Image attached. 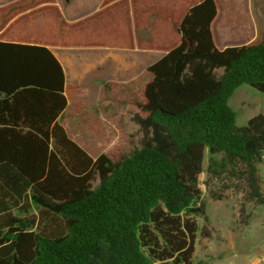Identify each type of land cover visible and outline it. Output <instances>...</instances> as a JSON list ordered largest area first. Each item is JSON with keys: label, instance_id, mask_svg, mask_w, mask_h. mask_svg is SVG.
I'll list each match as a JSON object with an SVG mask.
<instances>
[{"label": "trees", "instance_id": "obj_1", "mask_svg": "<svg viewBox=\"0 0 264 264\" xmlns=\"http://www.w3.org/2000/svg\"><path fill=\"white\" fill-rule=\"evenodd\" d=\"M34 1L53 5L0 7V264H193L213 231L198 181L205 149L206 172L230 181L219 189L242 184L246 225L245 203L264 206V115L238 126L228 99L242 83L264 93V29L256 41L218 49L214 0L170 9L162 19L173 33L163 43L170 35L173 43L156 42L164 53L147 66L132 116L141 145L114 159L92 156L67 133L74 88L49 46L134 47V34L68 24L58 11L45 42L2 39ZM117 1L102 0L100 9Z\"/></svg>", "mask_w": 264, "mask_h": 264}, {"label": "crops", "instance_id": "obj_2", "mask_svg": "<svg viewBox=\"0 0 264 264\" xmlns=\"http://www.w3.org/2000/svg\"><path fill=\"white\" fill-rule=\"evenodd\" d=\"M15 1L18 0H0V7ZM255 1L249 0V3L253 4ZM101 2L102 0H53V5L40 7L34 1L30 9L14 16V19L1 33L4 40L45 42L46 37L55 36L57 32V13L59 11L62 19L68 24L96 22L97 28H113V31L110 29L107 32L111 35L125 32L134 34V47L49 46L62 65L66 86L74 88L67 95L68 115L62 120V124L70 137L85 149V144L81 143L71 131L83 130L85 129L84 125L87 124L79 126L75 122L84 121L90 117L96 123V130L99 127L101 130L103 129L105 121L100 99H103L104 83L112 82L123 86L122 88L133 86L137 82L144 84L147 80V66L164 53L160 49L155 51L158 47L156 42L160 41L162 44L163 38L173 33L171 24L162 18L168 17L170 9L178 10L184 0H119L100 9ZM214 2L216 15L210 24V29L215 46L222 49L226 46L236 45H226L225 40L219 41L216 21L222 7L219 6L218 0H214ZM219 25L222 28V22H219ZM260 30L263 29L258 28L256 23L252 36L254 40L259 37ZM142 75L143 77H141ZM79 108H83L85 113ZM86 150L92 156L99 153L93 154L88 149ZM244 264L250 263L245 262Z\"/></svg>", "mask_w": 264, "mask_h": 264}, {"label": "rangeland", "instance_id": "obj_3", "mask_svg": "<svg viewBox=\"0 0 264 264\" xmlns=\"http://www.w3.org/2000/svg\"><path fill=\"white\" fill-rule=\"evenodd\" d=\"M218 1L222 7L216 21L219 41L225 40L226 45L256 41L258 38L254 40L252 37L255 24L264 29V0H256L253 4L249 3V0ZM219 22H222V28ZM85 34L90 38L97 37L95 31ZM82 36L79 35V38ZM173 38V35L168 36L163 47L171 45ZM159 49L162 48L155 51ZM146 75L148 79V73ZM142 85L137 82L133 86L122 88L123 86L112 82L104 83L103 99H100L105 121L103 129L99 127L96 130L95 121L88 117L84 121L75 122L79 126L87 124L84 125L85 129H77L71 133H74L91 153L106 152L114 159L138 148L142 134L132 116L137 109L135 103L141 100ZM228 105L234 112L236 125H244L253 115H264V93L242 83L233 91ZM208 155L205 149L204 171L199 175L198 181L213 231L211 239L204 242V247L196 246L193 264H251L264 250V206L245 203V210L251 212V215L246 226L241 224L238 213L243 195L242 184L238 181L237 188L231 184L228 188L219 189L222 184H228L230 181L220 182L206 172ZM259 173L264 181V162L259 164ZM262 191L264 193V183ZM212 194L214 195L211 196ZM218 194H221V199L216 198Z\"/></svg>", "mask_w": 264, "mask_h": 264}, {"label": "built area", "instance_id": "obj_4", "mask_svg": "<svg viewBox=\"0 0 264 264\" xmlns=\"http://www.w3.org/2000/svg\"><path fill=\"white\" fill-rule=\"evenodd\" d=\"M256 260H259L260 264H264V250L256 256V258L251 262V264H253V262Z\"/></svg>", "mask_w": 264, "mask_h": 264}, {"label": "clouds", "instance_id": "obj_5", "mask_svg": "<svg viewBox=\"0 0 264 264\" xmlns=\"http://www.w3.org/2000/svg\"><path fill=\"white\" fill-rule=\"evenodd\" d=\"M253 264H260V261L256 260V261L253 262Z\"/></svg>", "mask_w": 264, "mask_h": 264}, {"label": "water", "instance_id": "obj_6", "mask_svg": "<svg viewBox=\"0 0 264 264\" xmlns=\"http://www.w3.org/2000/svg\"><path fill=\"white\" fill-rule=\"evenodd\" d=\"M67 1V0H66Z\"/></svg>", "mask_w": 264, "mask_h": 264}]
</instances>
